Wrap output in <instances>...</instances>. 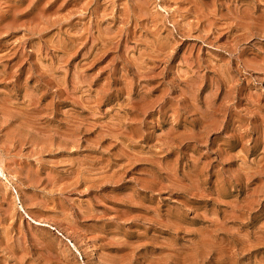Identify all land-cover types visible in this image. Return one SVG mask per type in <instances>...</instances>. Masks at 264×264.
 <instances>
[{"label": "rangeland", "instance_id": "1", "mask_svg": "<svg viewBox=\"0 0 264 264\" xmlns=\"http://www.w3.org/2000/svg\"><path fill=\"white\" fill-rule=\"evenodd\" d=\"M0 167V264H264V0H0Z\"/></svg>", "mask_w": 264, "mask_h": 264}, {"label": "bare ground", "instance_id": "2", "mask_svg": "<svg viewBox=\"0 0 264 264\" xmlns=\"http://www.w3.org/2000/svg\"><path fill=\"white\" fill-rule=\"evenodd\" d=\"M12 6V5H11ZM14 8V7H13ZM11 9V8H10ZM1 168V167H0ZM1 170V169H0Z\"/></svg>", "mask_w": 264, "mask_h": 264}]
</instances>
